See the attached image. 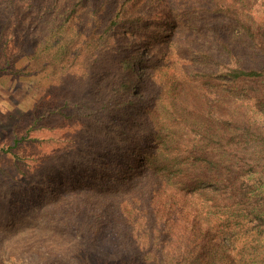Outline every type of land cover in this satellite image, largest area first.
I'll list each match as a JSON object with an SVG mask.
<instances>
[{"label": "trees", "instance_id": "16d2710c", "mask_svg": "<svg viewBox=\"0 0 264 264\" xmlns=\"http://www.w3.org/2000/svg\"><path fill=\"white\" fill-rule=\"evenodd\" d=\"M15 2L0 0V21ZM28 9L30 55H44L66 88L60 112L72 107L84 123L21 201L32 223L58 226L78 247L57 259L264 264L253 243L264 247V0ZM8 240L0 234V246Z\"/></svg>", "mask_w": 264, "mask_h": 264}, {"label": "rangeland", "instance_id": "374dc122", "mask_svg": "<svg viewBox=\"0 0 264 264\" xmlns=\"http://www.w3.org/2000/svg\"><path fill=\"white\" fill-rule=\"evenodd\" d=\"M30 1L16 0L12 18L0 21V234L10 239L6 246H0V264H76L57 259L70 251L74 255L73 249H78L67 244L70 236L65 231L58 226L32 223L31 216L22 212L21 201L32 200L30 182L37 170L73 146L84 124L81 118L69 116L72 107L63 106L66 114L60 112L68 94L66 88L57 85L48 68H44V55H30L37 26L33 9H28ZM225 90L230 91L229 87ZM7 147L12 149L4 150ZM254 241L264 249L258 240ZM57 242L63 244L55 247ZM240 243L238 247L243 245ZM63 246L64 251H59ZM77 264L139 263L79 259Z\"/></svg>", "mask_w": 264, "mask_h": 264}]
</instances>
